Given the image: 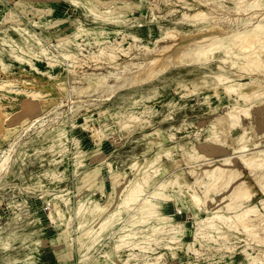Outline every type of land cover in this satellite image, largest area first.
Listing matches in <instances>:
<instances>
[{"label":"rangeland","instance_id":"rangeland-1","mask_svg":"<svg viewBox=\"0 0 264 264\" xmlns=\"http://www.w3.org/2000/svg\"><path fill=\"white\" fill-rule=\"evenodd\" d=\"M257 23L264 0H0V264H264V68L195 51Z\"/></svg>","mask_w":264,"mask_h":264},{"label":"bare ground","instance_id":"bare-ground-1","mask_svg":"<svg viewBox=\"0 0 264 264\" xmlns=\"http://www.w3.org/2000/svg\"><path fill=\"white\" fill-rule=\"evenodd\" d=\"M16 1V0H15ZM238 1V0H236ZM245 3H247L246 1H243ZM243 2H241V4H243ZM253 2V1H252ZM255 2V0H254ZM257 2V1H256ZM263 3V2H262ZM235 4V3H234ZM239 4V3H238ZM243 7V6H241ZM244 8V7H243ZM208 13V12H207ZM198 14V13H197ZM196 14V16H197ZM201 16H203V18L205 17V13H201L200 14ZM239 17V16H238ZM237 17V19H238ZM198 19H200L199 17H196ZM229 19V18H228ZM225 20V19H224ZM233 20V19H232ZM229 21V20H228ZM250 21V20H249ZM234 24V23H233ZM263 24H258L257 25H253L252 26V30L250 32H240L237 34V36H235V39L227 46L225 44H222V42L220 41V38L219 37H215L213 38L209 44L205 45V46H202L200 47V49H196L195 51H197L196 53H200L198 55H200L202 58H206L209 53L211 54L215 49H223L225 50L224 52L226 51H230L232 49V51H234V56L235 58L237 59V61L235 62L232 61V63H234L235 65H241L240 67L242 66H245V69L248 70L249 67V70L252 69L253 71H256L257 72V69L255 70V66L256 68H264V57L261 58V53H264V28L262 26ZM12 27V26H11ZM19 27V26H18ZM22 27V26H21ZM251 27V26H250ZM10 29V28H9ZM15 29V28H14ZM1 31V30H0ZM224 31V30H223ZM28 32V31H27ZM167 32V31H166ZM228 32V31H227ZM233 33V32H232ZM7 34V33H6ZM211 35V34H210ZM228 35V34H227ZM208 37V36H206ZM2 38V37H1ZM13 39V38H12ZM195 39V38H194ZM204 39V38H203ZM5 42V41H4ZM12 42V41H11ZM43 42V41H42ZM186 44V43H184ZM199 44V43H198ZM9 45V44H8ZM18 46V45H16ZM11 48V47H10ZM15 50V49H14ZM13 50V51H14ZM143 50V49H142ZM21 51V50H19ZM174 51V50H172ZM22 53V52H21ZM73 54V53H72ZM191 54V50H190V47H183L181 49L178 50V52L176 53L175 55V59H183L185 58V56ZM15 56H17L15 54ZM85 56V55H84ZM127 56V55H126ZM210 57V56H209ZM67 58V57H66ZM19 59H21L19 57ZM33 59V58H32ZM155 59V58H154ZM167 57L164 58V59H155L154 61H152L150 63V65L154 66L152 69H151V72H150V76H154L155 75V71H157L156 67H162L163 69L167 67V65L169 64L170 61H167ZM225 59V58H224ZM263 59V60H262ZM216 60V59H215ZM219 59H217L218 61ZM223 60V59H222ZM28 61V60H27ZM223 61H226V60H223ZM34 63V62H33ZM168 63V64H167ZM224 65V64H223ZM234 65V66H235ZM218 66V65H217ZM254 66V67H253ZM248 67V68H246ZM31 68V67H30ZM37 68V67H35ZM222 68V67H221ZM229 68V67H228ZM244 68V67H243ZM242 69V68H241ZM243 69V70H245ZM234 70V69H233ZM236 70V69H235ZM251 71L250 74H251ZM260 70V69H259ZM36 71V69H35ZM237 71V70H236ZM239 71V70H238ZM242 71V70H241ZM246 72V71H245ZM244 72V73H245ZM247 72V73H249ZM246 74V73H245ZM253 74V72H252ZM160 75V74H159ZM52 76V75H51ZM251 76V75H250ZM256 76V75H255ZM218 80L219 81H225L227 78L224 76V75H218L217 76ZM263 78V77H261ZM155 79V78H154ZM153 80V79H152ZM236 81V80H235ZM106 83V82H105ZM145 83V82H144ZM262 83V82H261ZM11 84V82H10ZM138 85V84H137ZM237 85H242L240 83H237ZM246 85V84H245ZM259 85V84H258ZM131 87V86H130ZM252 87V86H251ZM124 89V88H123ZM236 89V87H235ZM239 90V88H238ZM245 90V89H244ZM251 94V93H250ZM259 94V93H258ZM113 95V94H112ZM240 95V94H239ZM247 95V94H245ZM241 96V95H240ZM249 96V94H248ZM247 96V97H248ZM257 96V95H256ZM109 97V96H108ZM244 97V96H243ZM111 98V97H110ZM253 98V97H252ZM251 98V99H252ZM69 99V98H68ZM85 99V98H84ZM87 99V98H86ZM246 99V98H245ZM97 100V99H96ZM108 100V98H107ZM69 101V100H68ZM78 101V100H77ZM75 101V102H77ZM82 101V100H81ZM101 101V100H100ZM72 99L70 100V103L68 105V107L72 110L73 108V104L75 103ZM83 102V101H82ZM81 102V103H82ZM66 103V102H65ZM87 103V102H86ZM78 104V103H77ZM47 105V104H46ZM44 105V106H46ZM63 106V105H62ZM60 108V106H58ZM64 108V107H63ZM237 108V107H236ZM239 112V111H237ZM231 114V113H230ZM58 119V118H57ZM54 119H50L48 116H44V115H39V116H35L33 117V119L29 122V124H27L25 126V128L23 129V135L24 134H28L30 133L31 131L37 129L39 126H43L44 124L46 123H50L51 121H53ZM64 136V135H63ZM264 136V135H263ZM19 140V139H18ZM28 140V139H27ZM56 140V139H55ZM32 141V140H31ZM64 142V141H63ZM30 143V141H29ZM62 143V142H60ZM20 144V142H14L12 144H10L8 146V148L2 153V156H1V160H0V179L1 177L3 176L2 174L4 172H6V170L8 169L9 165H10V161L12 159V154L14 153V151H16L17 149V146ZM58 144V143H57ZM252 158V157H251ZM15 159V158H13ZM251 161V160H250ZM256 161V160H255ZM258 161V160H257ZM256 161V162H257ZM263 161V160H262ZM136 163V162H135ZM221 163V162H220ZM254 163V162H253ZM264 163V162H263ZM223 165V164H222ZM264 165V164H263ZM251 166V165H250ZM253 166V165H252ZM256 166V165H254ZM11 167V166H10ZM219 168V167H218ZM63 172V171H62ZM4 183V182H3ZM166 183V182H165ZM176 184V183H175ZM172 185V184H171ZM168 186V185H167ZM3 187V186H2ZM165 187V186H163ZM180 187V186H179ZM120 191V190H119ZM158 192V191H157ZM159 193V192H158ZM197 193V192H196ZM151 194V193H150ZM153 194V193H152ZM156 197V195H154ZM155 197H152V198H155ZM160 197V196H159ZM163 197V196H162ZM194 198L197 199V196L196 195H193ZM247 198V196H244ZM161 198V197H160ZM167 199V198H165ZM150 202L152 201V199L149 200ZM86 204V203H85ZM144 204V203H143ZM97 205V204H96ZM99 207V206H97ZM120 207V206H119ZM140 208V207H139ZM152 208V207H151ZM87 209V208H86ZM95 209V208H94ZM145 210V208H143ZM147 209V208H146ZM149 209V208H148ZM92 210V209H91ZM121 211V210H120ZM144 212V211H143ZM60 213V212H59ZM119 213V212H118ZM149 217V216H148ZM162 217V216H161ZM161 220V219H160ZM40 221V220H39ZM148 222V220H147ZM164 222V221H163ZM141 223V222H140ZM139 224V222H138ZM133 225V224H132ZM150 226V225H149ZM162 226V225H161ZM152 227V226H151ZM168 227V225L166 226ZM241 227V226H240ZM3 228V227H2ZM106 228V227H105ZM246 231H250L249 227L248 226H245L243 227ZM125 229V228H124ZM157 228H154L153 230H155ZM162 229V228H161ZM96 230V229H95ZM100 230V229H99ZM160 230V229H158ZM100 232V231H99ZM97 233V232H96ZM127 234V233H126ZM125 234V235H126ZM132 235V234H131ZM28 236V235H26ZM31 236V235H30ZM129 235H126L124 237H121V239H126V237L128 238ZM135 236V235H134ZM9 237V236H8ZM120 239V238H119ZM11 241V240H10ZM97 241V240H96ZM100 241V240H99ZM94 243V242H93ZM97 244V242H96ZM129 244V243H128ZM92 245V244H91ZM121 248V247H120ZM119 249V248H118ZM142 249H148L146 248L145 246L142 247ZM31 257V256H30ZM17 260V259H16Z\"/></svg>","mask_w":264,"mask_h":264}]
</instances>
